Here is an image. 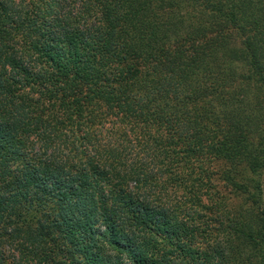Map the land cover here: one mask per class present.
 <instances>
[{
  "label": "trees",
  "instance_id": "1",
  "mask_svg": "<svg viewBox=\"0 0 264 264\" xmlns=\"http://www.w3.org/2000/svg\"><path fill=\"white\" fill-rule=\"evenodd\" d=\"M0 264H264V0H0Z\"/></svg>",
  "mask_w": 264,
  "mask_h": 264
},
{
  "label": "rangeland",
  "instance_id": "2",
  "mask_svg": "<svg viewBox=\"0 0 264 264\" xmlns=\"http://www.w3.org/2000/svg\"><path fill=\"white\" fill-rule=\"evenodd\" d=\"M222 187H223V184L221 185V188ZM226 191H227V189H222L223 194H227L228 192H226ZM206 217H207L206 218L207 221H211L210 227L207 228L209 235L212 237V239H214V241L223 242L222 241V238H223L222 233L225 230V226H224L225 218L221 215H218V217H217V216L211 214L210 212L207 213ZM215 217H216V220H213L214 222H212V219H214Z\"/></svg>",
  "mask_w": 264,
  "mask_h": 264
}]
</instances>
